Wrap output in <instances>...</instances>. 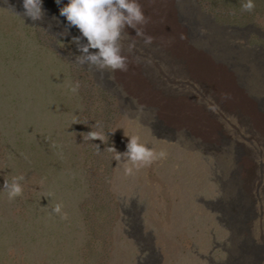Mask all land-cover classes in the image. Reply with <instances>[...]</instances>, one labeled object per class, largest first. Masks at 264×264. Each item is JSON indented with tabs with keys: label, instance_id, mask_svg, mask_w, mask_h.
I'll return each mask as SVG.
<instances>
[{
	"label": "rangeland",
	"instance_id": "1",
	"mask_svg": "<svg viewBox=\"0 0 264 264\" xmlns=\"http://www.w3.org/2000/svg\"><path fill=\"white\" fill-rule=\"evenodd\" d=\"M68 1L44 0L33 21L23 0H0V264H250L251 250L264 264V146L250 126L124 29L123 54L150 85L204 106L220 131L205 141L167 129L117 71L80 63L99 49L81 51L89 41L60 15ZM174 1L192 44L213 55L223 41L241 55L226 64L255 86L264 0L253 11L247 0ZM253 98L264 110V94ZM93 131L105 142L84 139ZM130 136L155 150L150 164L116 160L110 147L126 153ZM21 176L23 195L9 199L6 181Z\"/></svg>",
	"mask_w": 264,
	"mask_h": 264
},
{
	"label": "bare ground",
	"instance_id": "2",
	"mask_svg": "<svg viewBox=\"0 0 264 264\" xmlns=\"http://www.w3.org/2000/svg\"><path fill=\"white\" fill-rule=\"evenodd\" d=\"M62 1L66 2V0ZM139 2L147 17V23L139 26L144 35H137V30L131 26H126L125 30L136 39L145 40L148 36L152 37L151 44L168 54L173 62L183 68L190 80L204 87L226 109L225 111L249 125L252 133L264 146V110L254 103L253 98L264 94L262 67L264 57H257L262 69L259 70V75L262 71L263 73L256 77L258 80L254 86L242 69L236 66L231 68L226 64L234 59L238 62V56L241 58V55L235 53L233 48L223 41L219 42L225 48L222 51L213 49V55L192 44L187 29L179 21L174 0H139ZM220 35L217 34L218 37ZM117 74L129 91L148 101L156 111H159L167 129L178 131L185 129L205 141L217 138L219 126L204 106L190 98H174L160 93L150 85L129 58L127 71L118 70ZM234 159L235 166L243 170L246 165L240 162L239 157ZM251 252L248 260L250 264H256L259 257L252 250Z\"/></svg>",
	"mask_w": 264,
	"mask_h": 264
},
{
	"label": "clouds",
	"instance_id": "3",
	"mask_svg": "<svg viewBox=\"0 0 264 264\" xmlns=\"http://www.w3.org/2000/svg\"><path fill=\"white\" fill-rule=\"evenodd\" d=\"M61 2L62 0H57V4ZM43 4L44 0H23L25 15L33 21L40 19L44 13ZM255 7L254 0H247L243 5L246 11H253ZM60 15L65 16L71 25L78 26L89 41L81 51L90 53V49H99L98 53H90L86 58L81 57L80 63H84L86 59L100 70L111 72L127 71L128 68V57L123 54L120 44L125 27L131 26L137 30V35L143 36L144 32L139 26L147 23V17L139 0H69L68 4L60 9ZM152 42V37H146L145 43ZM130 48H135V43L131 44ZM130 137L126 153L121 154L115 146L110 147L116 153V160L130 157V161L137 168L143 164H150L157 156L155 150L141 143L139 136ZM84 139L88 141L100 139L105 142L103 133L97 131L88 133ZM98 146L100 148V145ZM165 156V152L159 153V157ZM127 172L131 175L133 169L129 167ZM23 179L22 176L18 177L11 185L6 181L4 190L8 191L9 199L23 195V186L19 183ZM62 208L61 204H57L54 211L56 214H62L64 219H68Z\"/></svg>",
	"mask_w": 264,
	"mask_h": 264
}]
</instances>
